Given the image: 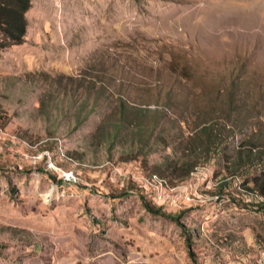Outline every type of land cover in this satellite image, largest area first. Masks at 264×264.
Wrapping results in <instances>:
<instances>
[{
	"label": "rangeland",
	"instance_id": "1",
	"mask_svg": "<svg viewBox=\"0 0 264 264\" xmlns=\"http://www.w3.org/2000/svg\"><path fill=\"white\" fill-rule=\"evenodd\" d=\"M27 16L26 41L0 53V264H260L264 209L221 158L164 187L144 156L123 161L126 144L89 136L116 94L155 106L171 91L177 113L205 109L238 61L264 88V0H33ZM88 70L116 78L96 110L85 87L38 111L33 73Z\"/></svg>",
	"mask_w": 264,
	"mask_h": 264
},
{
	"label": "trees",
	"instance_id": "2",
	"mask_svg": "<svg viewBox=\"0 0 264 264\" xmlns=\"http://www.w3.org/2000/svg\"><path fill=\"white\" fill-rule=\"evenodd\" d=\"M32 5L33 0H0V53L26 41L29 28L27 13ZM172 56L173 73L182 80L191 78L187 66L180 64L177 55L172 53ZM237 65L227 70V86L218 89L208 107L197 111H190L189 107L188 111L179 114L173 110L176 106L175 94L171 91L163 104L157 99L155 106L133 102L121 94L114 97L108 92L106 97L113 96L115 105L104 112L89 136L92 145L109 143L112 152L115 142H123L127 151L122 160L132 161L144 156L147 180L150 183L159 182L164 187H175L199 165L219 157L228 176H244L245 193L257 199L252 205L264 209V88L252 86L248 77L250 69L239 61ZM98 73L88 70L76 77L33 73L32 78L37 77L33 80L42 81L45 87L38 111L49 117L50 110L46 108L58 107L61 103L59 92H83L82 89L87 87L82 105L90 106L89 110L93 112L102 95L109 90L105 84L106 76L116 79L113 74ZM156 88L162 87L159 85ZM143 89L147 93L152 90ZM92 94H95L94 100L90 97ZM161 96L159 91L157 97ZM166 122L172 126L164 127ZM159 145L167 152L158 161H149L147 157ZM67 154L70 160H82L83 154L77 150ZM147 206L151 208V205Z\"/></svg>",
	"mask_w": 264,
	"mask_h": 264
},
{
	"label": "built area",
	"instance_id": "3",
	"mask_svg": "<svg viewBox=\"0 0 264 264\" xmlns=\"http://www.w3.org/2000/svg\"><path fill=\"white\" fill-rule=\"evenodd\" d=\"M260 264H264V245H260Z\"/></svg>",
	"mask_w": 264,
	"mask_h": 264
}]
</instances>
